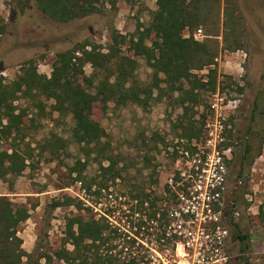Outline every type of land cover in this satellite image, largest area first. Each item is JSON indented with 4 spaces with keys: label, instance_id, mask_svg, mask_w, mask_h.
I'll list each match as a JSON object with an SVG mask.
<instances>
[{
    "label": "rangeland",
    "instance_id": "1",
    "mask_svg": "<svg viewBox=\"0 0 264 264\" xmlns=\"http://www.w3.org/2000/svg\"><path fill=\"white\" fill-rule=\"evenodd\" d=\"M236 1L245 22L241 33L242 47L235 51L224 48L223 17L217 31L213 32L218 36H212L219 47L216 65L212 66L217 70L216 91L209 87L196 91L200 97L197 104L188 98L181 103L177 93L162 92L157 97L156 90L147 108L131 103L122 108H116L113 103L107 108L96 105L93 116L108 135L103 139L105 146L115 160H122L120 168L123 164L129 167L124 173L125 182L121 184L118 179L112 185L109 197L105 191L101 193V199L85 193L83 185L73 181L78 172L82 173L86 183L98 176L101 157L84 145L72 142L73 121L70 116L53 113L52 101L40 94L35 99L24 98L18 92L15 98L19 99H9L11 109L0 108V152L10 154L15 149L19 150L31 164L21 176L0 179V195L31 208L30 218L19 228L22 246L28 256L22 264H47L46 259L39 260L40 256L61 246L66 221L77 212L73 206L54 207L57 201L63 202L68 197L77 199L94 207L101 215L111 213L116 218L121 217L124 211L128 215L125 229L131 231L136 230L130 227L138 216L132 215L135 201L120 194L126 193L131 186H141L152 198H159L157 205L160 208L172 209L176 205V198L169 190L168 179L175 172L176 160L182 149L190 151L192 160L212 155L213 146L209 145L208 148L206 143V125L214 116L210 105L216 95L223 98L225 104L236 101L223 109L226 131L224 141L218 144L228 170V190L224 197L227 204L234 202L240 214L229 219L231 233L228 251L232 264H264V113L250 121L248 106L235 108L243 94L237 87L245 85L248 90L245 97L247 104H251L261 90V109L264 112V0ZM101 5L103 12L100 14L61 23L46 17L36 0H28L23 9L18 5V0H0V84L14 89V83L19 82V76L23 74V65L32 60L37 72L50 78L56 54L86 41L96 43L106 52L111 42V30L133 36L138 34L137 30L149 27L152 12L157 9V0H101ZM201 29L200 35L199 30L194 32L198 41L205 38L206 30L204 27ZM122 50L133 56L127 46H123ZM138 60V79L149 83L152 69L143 59ZM92 71L91 65L87 64L86 75ZM208 73V69L197 72L203 82L209 80ZM39 101L41 105L37 106ZM12 111L22 113V124L18 130L12 129L8 133L5 126L13 117L6 112ZM229 130L239 141L233 140L232 145L226 147V142H230ZM56 136L67 140V143L58 154H52V146H45V143L53 142ZM239 136H243V141L247 136L252 139L254 153L250 165L240 162L243 151ZM103 164L107 165V162ZM240 172L244 175L239 178ZM192 173L196 176L194 169ZM145 207H148V203H145ZM148 214L149 210H144L145 228L152 224L149 223ZM158 223L156 221L154 226L157 227ZM235 225H238L241 234L249 236L247 241L235 239ZM153 232L155 227L143 230L145 238L142 243L149 250L148 253L159 259L161 256L167 257L174 263V255L170 251L160 250L155 242L156 236L147 235ZM55 264L60 262L56 261Z\"/></svg>",
    "mask_w": 264,
    "mask_h": 264
},
{
    "label": "trees",
    "instance_id": "2",
    "mask_svg": "<svg viewBox=\"0 0 264 264\" xmlns=\"http://www.w3.org/2000/svg\"><path fill=\"white\" fill-rule=\"evenodd\" d=\"M27 2L28 0H18V5L23 9ZM36 2L46 17L61 23L103 12L101 0ZM222 17L225 26L224 48L231 51L240 49L245 22L236 0H157V9L152 12L149 27L137 30L138 34L133 36L111 30V42L106 52L89 41L58 52L50 78L37 72L33 60L25 63L22 67L23 74L19 76V82L14 83V89L0 84V108L11 109L9 99H19L15 98L18 92L24 98L35 99L40 94L52 101L53 113L70 116L73 121L72 142L84 145L101 157L98 176L86 183L82 173L78 172L73 181L81 183L85 193L101 199V193L105 191L109 197L112 193L109 191L118 179L121 184L125 182L124 173L129 167L123 164L120 168L122 160H115L105 146L103 139L108 135L93 116L96 105L101 104L103 108H107L113 103L116 108H122L131 103L147 108L156 90L157 97L162 92L172 95L177 93L181 103L184 98L194 101V104L199 103V91L206 87L212 91L217 89V70L212 66L216 65L219 47L212 36H218L213 32L217 31ZM201 27L206 30L205 38L198 41L194 32L202 30ZM230 27L233 29L230 30ZM123 46L133 52L132 57L122 50ZM138 59H143L152 69L149 83L138 79ZM87 64L93 69L90 75L85 73ZM204 69L209 70L207 82H203L197 74ZM36 105L40 106L41 102ZM6 114L13 117L5 126L6 131L10 133L12 129L18 130L22 124V113L15 114L12 111ZM228 140L230 142H226V147L232 145L231 141L234 140L231 134ZM65 143L67 140L56 136L53 142L49 141L45 146L51 145L52 154H58ZM87 155L90 157L91 154L88 152ZM104 161L107 165L103 164ZM78 163L85 166L81 161ZM250 163L251 160L248 161L249 165ZM30 165L27 157L19 150L15 149L10 154L2 151L0 179L21 176ZM243 175L240 172L239 178ZM120 194L135 201L132 215L138 216L130 227L136 228L135 231L125 229L128 215L124 211L119 218L111 213L101 215L85 202L68 197L63 202H55L54 207L73 206L77 213L66 221L61 246L41 255L39 260L46 259L47 264H55L56 261L60 264H164L163 259L167 257L159 259L150 255L142 241L145 238L143 230L155 227V232L147 235H155V242L160 250L170 251L174 255L178 238L173 234L168 235V208H160L157 205L159 198H152L150 193L138 185H133L129 190L126 189V193ZM145 203H148L147 208ZM147 209L149 223L152 224L145 228L143 215ZM30 216L31 208L28 205L16 204L9 197L0 195V264H22L23 259L28 257L22 246L19 228ZM156 221L159 222L157 227L154 226ZM235 228V239L241 242L249 239L248 235L238 231V225Z\"/></svg>",
    "mask_w": 264,
    "mask_h": 264
},
{
    "label": "built area",
    "instance_id": "3",
    "mask_svg": "<svg viewBox=\"0 0 264 264\" xmlns=\"http://www.w3.org/2000/svg\"><path fill=\"white\" fill-rule=\"evenodd\" d=\"M201 32L199 30L198 35ZM221 102L216 95L210 105L214 116L206 125V143L208 148L213 146L212 155L192 160L190 151L182 149L175 172L168 179L169 190L176 198V205L168 208V235H176L178 241L174 263L165 258L164 264L233 263L228 251L231 233L228 223L231 216L240 214L234 202L227 204L224 197L228 190V170L218 149L219 141H224Z\"/></svg>",
    "mask_w": 264,
    "mask_h": 264
},
{
    "label": "flooded vegetation",
    "instance_id": "4",
    "mask_svg": "<svg viewBox=\"0 0 264 264\" xmlns=\"http://www.w3.org/2000/svg\"><path fill=\"white\" fill-rule=\"evenodd\" d=\"M237 88H238V91H242L243 94L240 95V99L238 100L235 108L239 109L240 106L241 107L245 106V108H246L248 106L250 121H252L254 119L256 120V118L258 116H260V115H262V113H264V112H262L263 109H261L262 97H263L261 90L259 89V92H257V95H255V97L252 100L251 104L248 103L249 104L248 105L247 104V100L245 98L247 93H248L247 87L245 85H242V86H239ZM221 100H222L221 106H223V108H228L229 106H231L232 103H236V101H228V103L225 104L224 99H221ZM225 121H226V119L223 118V120H222L223 134H224V131H226ZM247 126H248V124H247ZM242 131L245 133L244 128L242 129ZM228 133H230L232 135V130H229ZM230 134H228V135H230ZM232 137H233V135H232ZM242 138H243V136H239L240 141H242L241 144H242V151H243L242 154H240V162L242 164H245V165L247 164L248 165V161L252 160V157H253L252 155L254 153V146H253V143H251L252 139L250 140V137H248V136L245 137V141L241 140ZM234 140H235V142L239 141L238 139L236 140L235 138H234ZM248 147H250V150H248Z\"/></svg>",
    "mask_w": 264,
    "mask_h": 264
}]
</instances>
